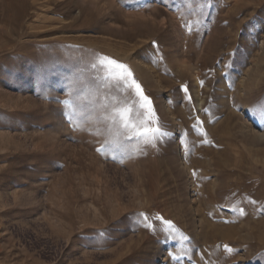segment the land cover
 I'll return each mask as SVG.
<instances>
[{
	"label": "rangeland",
	"instance_id": "obj_1",
	"mask_svg": "<svg viewBox=\"0 0 264 264\" xmlns=\"http://www.w3.org/2000/svg\"><path fill=\"white\" fill-rule=\"evenodd\" d=\"M103 57L171 133L155 148L109 129L133 94ZM260 104L264 0H0V264H264Z\"/></svg>",
	"mask_w": 264,
	"mask_h": 264
},
{
	"label": "snow or ice",
	"instance_id": "obj_2",
	"mask_svg": "<svg viewBox=\"0 0 264 264\" xmlns=\"http://www.w3.org/2000/svg\"><path fill=\"white\" fill-rule=\"evenodd\" d=\"M190 6L192 0H186ZM209 3V0H198V6L203 10ZM230 65H226L228 67ZM93 68L97 67L96 64L92 65ZM99 67H101L105 75L102 77L104 81H111L116 86H123L124 89L128 90L133 94V98L125 97L122 100H114V103L110 106V114L105 117L109 121V129H115L116 136L119 138L121 144L123 141L136 139L146 147L155 148L158 141H163L165 137L171 135L166 130V126L162 124L156 115V112L152 106V102L148 96L144 94L141 85L132 77L131 71L126 65L121 64L111 58L103 57L100 59ZM184 92L187 94V87H183ZM190 100V97H188ZM108 108V105H104ZM205 112L208 110L205 109ZM253 117L264 122V104H260L257 107L250 109ZM72 123V120L69 119ZM202 121L196 118V123L193 124V129H197L198 126H202ZM114 143L113 140L106 139L103 142V146L97 148L98 152L102 154L106 151V147ZM195 176V172L193 173ZM241 214L243 211L241 210ZM137 223L142 224L143 227L155 232L156 228L150 221L149 216L145 213H137ZM155 220L160 221L164 226L162 231L167 234L168 232L177 231L175 225L171 220H164L163 217L157 215ZM100 237L107 235L105 230L100 231ZM225 248L228 251H232L230 248ZM178 259V257H173Z\"/></svg>",
	"mask_w": 264,
	"mask_h": 264
},
{
	"label": "bare ground",
	"instance_id": "obj_3",
	"mask_svg": "<svg viewBox=\"0 0 264 264\" xmlns=\"http://www.w3.org/2000/svg\"><path fill=\"white\" fill-rule=\"evenodd\" d=\"M15 12V11H14Z\"/></svg>",
	"mask_w": 264,
	"mask_h": 264
}]
</instances>
